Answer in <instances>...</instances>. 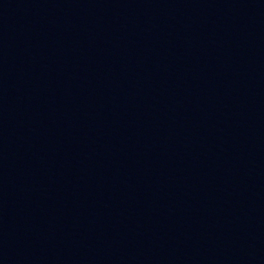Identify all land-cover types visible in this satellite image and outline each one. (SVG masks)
<instances>
[{"label": "water", "instance_id": "95a60500", "mask_svg": "<svg viewBox=\"0 0 264 264\" xmlns=\"http://www.w3.org/2000/svg\"><path fill=\"white\" fill-rule=\"evenodd\" d=\"M0 264H264V0H0Z\"/></svg>", "mask_w": 264, "mask_h": 264}]
</instances>
